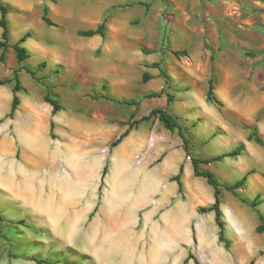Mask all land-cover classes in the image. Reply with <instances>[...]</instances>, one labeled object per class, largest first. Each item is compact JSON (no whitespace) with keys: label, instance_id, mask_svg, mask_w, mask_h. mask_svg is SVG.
Returning <instances> with one entry per match:
<instances>
[{"label":"rangeland","instance_id":"rangeland-1","mask_svg":"<svg viewBox=\"0 0 264 264\" xmlns=\"http://www.w3.org/2000/svg\"><path fill=\"white\" fill-rule=\"evenodd\" d=\"M0 2L9 7V45L31 33L21 44L28 54L21 65L11 48L5 50L0 93L11 100L13 84L5 82L18 70L21 117L43 116L40 135L32 123L26 125L24 135L19 130L20 145H14V153L0 155V264H264V234L255 232L257 214H264V188L254 182L257 176L264 178V148L247 140L256 127L264 142V127L262 132L258 129L264 123V0ZM44 7L52 26L41 20ZM102 22L103 38L78 35ZM22 67L36 70V76L49 84L61 107L55 115L43 100L44 88ZM160 69L169 76L170 89ZM144 72L150 75L147 83L141 80ZM209 78L219 106L205 101ZM163 89L173 96L169 106L165 96L142 97ZM107 93L117 100H139V105L96 98ZM9 106L10 102L5 109ZM154 108H167L178 118L193 157L213 158L240 142L245 155L247 142L253 143L250 158L202 166L224 184L246 176L245 187L236 195L222 193L228 248L217 242L214 214L198 213L213 202L204 179L194 177L185 165L178 193L176 175L150 186L138 171L144 163L155 173L163 164L161 173H173L179 153L181 165L190 163L176 131L165 130L152 118L132 127L146 140L130 161L127 157L120 163L121 150L112 156L115 147L110 144L127 128L129 115L134 113L137 120ZM41 143L47 159L37 164L31 148L37 152ZM106 162L108 171L101 180ZM257 195L261 204L255 209L239 200L250 202ZM164 196L162 210L153 216L152 209L141 206ZM114 208L117 213H112ZM183 209H190V216L169 218ZM113 214L119 223L112 221ZM236 218L239 224L233 223ZM102 229L114 236L108 243L100 236ZM116 234H123L122 239Z\"/></svg>","mask_w":264,"mask_h":264},{"label":"trees","instance_id":"trees-1","mask_svg":"<svg viewBox=\"0 0 264 264\" xmlns=\"http://www.w3.org/2000/svg\"><path fill=\"white\" fill-rule=\"evenodd\" d=\"M54 1V0H50ZM9 13V7L6 4H3L0 2V63L4 62V52L6 49L11 48L14 51L16 62L21 65L27 58L28 54L24 47L21 46L30 36V32H26L14 45L10 46L8 42L9 37V29H8V20L7 16ZM47 9L43 8V14L41 16L42 22L47 26H52V23L50 20L46 17ZM104 31H105V23L102 22L99 25H97L94 29L86 30V31H80L78 35L80 37H94L99 36L100 38L104 37ZM180 52H173V55L177 56ZM153 67H158L157 64H153ZM44 64L40 65L39 67H43ZM37 68L39 71L41 68ZM21 70H23L27 75H29L32 79H34L36 82H38L43 88H44V96L43 100L46 104H48L51 107V114L55 115L60 109V104L55 96L52 95L51 89L48 83H43L42 78H38L36 76L37 72L36 70H33L28 67H22ZM160 77L164 80V85L166 89L171 88V80L169 76L166 74V72L162 69L159 70ZM142 83H147L150 80V75L148 72H144L142 74ZM5 83L7 84H13L12 87V100L10 104V112L7 117L12 118L14 112L16 111L18 105H19V98L17 96L18 92L21 91L22 87L20 84V81L18 79V70L13 71L12 78L7 80ZM2 84H4L2 82ZM103 89H107V85L104 84L102 86ZM162 96H165L167 106L170 105V103L173 101V96L168 94L164 89L159 92H150L144 94L142 97L143 99H155L160 98ZM98 99H103L105 101L109 102H117L121 105H126L129 107H137L139 105V100H124L120 99L117 100L114 97L107 94H102L97 96ZM205 101L207 103L215 104L219 106V102L217 101L216 97L214 96V85L212 78H209L207 81V90L205 93ZM134 113H131L129 115L130 123H126V130L119 135L115 141H113L110 144V148L116 147L124 137L127 136L128 132L132 129L133 126L138 125L143 122H148L152 118H155L158 120V122L162 125V127L169 131L177 132L178 138L181 140V148L185 154V156L190 160V164L192 167V173L194 177L202 178L205 180L207 185H209L212 189L213 193V203L208 207H202L198 209V213H210L212 212L214 214V223L217 227V242L223 243L224 247H229V242L225 238V221L224 216L221 211V198L223 190L232 194L236 195V191L243 189L246 185V176H243L238 181L232 183V184H224L221 183L220 179L213 174L212 172L208 171L205 168H202L204 165L211 164L213 162H219L225 158H235L240 156L245 152V145L243 142H240L234 149L231 151L215 156L213 158H207V159H199L196 157H193L191 155L190 150V140L188 136L186 135V129L180 124L177 117L172 115L168 112L167 108H154L152 109L148 115L142 116L139 119L135 120ZM52 128V124L50 125ZM248 141H253L255 144L261 146L264 148V142L261 139V137L258 135L256 127L251 128V132L247 137ZM108 171V165L107 162L105 163L102 171H101V180L104 179L105 175ZM182 173V167L179 170V173L173 178V181L177 183V192H181V181H180V174ZM260 196L257 195L252 201L247 202L245 199H239L242 203L249 204V207L255 209L257 208L261 203L259 201ZM255 232L257 234H264V214L258 213L257 214V226L255 228ZM1 228H0V236H1ZM260 253H264V248ZM38 264H47V261H37ZM252 264V263H250Z\"/></svg>","mask_w":264,"mask_h":264},{"label":"crops","instance_id":"crops-1","mask_svg":"<svg viewBox=\"0 0 264 264\" xmlns=\"http://www.w3.org/2000/svg\"><path fill=\"white\" fill-rule=\"evenodd\" d=\"M13 87V86H12ZM12 87L10 86L11 88V93H12ZM11 100H12V97H11ZM11 100L8 98L7 100L2 97V94L0 93V155L3 154V155H8V156H11L13 153H14V145L16 143H18V146L20 145L19 141H18V137L20 135V131L23 132V135L25 133V127L26 125L30 126V124L32 123V126L34 127V120H35V117L33 118V120L31 119L30 120V115L28 118L24 117L22 118L21 117V114H20V110L17 109L12 118H9L7 117L9 112H10V106H9V110H6L5 109V106L7 105V103L10 102L11 104ZM32 121V122H31ZM263 127H264V123H259L258 124V129L260 132L263 131ZM20 130V131H19ZM126 130V127H124L123 129H121L120 133H123L124 131ZM11 132L14 134V135H11ZM116 132V131H115ZM119 132V131H118ZM111 133V131H110ZM118 134V135H119ZM19 135V136H18ZM110 136V135H109ZM19 137V138H20ZM145 140H146V137L145 135H143L142 132H138V129H136V127L132 128L126 137H124L122 139V141L114 148L113 150V154L112 156H114V152H118V151H122L121 153L123 154L121 157H120V163L121 161H126L125 159L128 157L130 161L131 157L133 155H135L137 153V151L140 149V147H143V143H145ZM250 149H255V147L253 146V143L251 144L250 142H247V146H246V154L245 155H241V156H238L236 159H239L240 157L242 156H245V157H252V154L250 153ZM183 151V150H182ZM252 153H255V155L257 154V151L256 150H252ZM183 155V153H182ZM254 155V156H255ZM179 156V159L177 161V163L172 164L173 165V173H169V174H164V173H161V168H162V165L161 167H159V169L154 173V172H149L148 171V168L145 166V165H141L140 169L138 170L139 172H141V174L144 176V183L145 185H149L150 186H157L159 185L160 183L163 184L164 182H168L167 180H169V178L171 176H175L179 173V170L182 166V169L183 167L186 165L189 167V169L191 170L192 167H191V164L190 163H185L183 162L182 165H181V161H180V153L178 154ZM226 159V158H225ZM235 160V159H234ZM255 160V159H254ZM165 161V160H164ZM237 161V160H236ZM235 161V162H236ZM1 163V162H0ZM130 162H127V165L129 164ZM165 163V162H164ZM232 165V169L234 168L233 167V164ZM121 166V165H120ZM119 166V167H120ZM118 167V168H119ZM189 170V171H190ZM263 171V170H262ZM262 171H258L259 173L262 172ZM254 173H257V172H254ZM264 173V172H263ZM193 174V173H192ZM261 175V174H260ZM221 178H223L222 176L223 175V172H221ZM7 177L9 178V180L13 177V175L9 172L7 173ZM121 180V179H120ZM119 180V183L121 182ZM117 181V180H116ZM173 182V181H172ZM254 182H259L260 186H262L264 188V178L261 179V176H257L256 180ZM118 183V182H117ZM175 183V182H174ZM247 184H249V181L247 180ZM177 185V184H176ZM178 188V187H177ZM148 197L150 196H147L146 199H148ZM146 204H143L141 206H147V208L152 209L150 212V216H153L154 214H156L157 212H160L162 209V207L164 206L165 204V196L164 198H162L161 200L157 201L156 203H153L152 205H149L148 204V200H146ZM213 203V202H212ZM212 203H208V205L210 206ZM140 207V206H139ZM208 207V206H207ZM115 209L117 208H114V211L112 213L115 212ZM239 209V206L238 204L236 203L235 204V210L237 211ZM176 214H183V216H186L187 214L190 216V209H183L182 212H174L171 213L169 216V218L175 216ZM110 215V214H109ZM114 215V214H113ZM224 215V214H223ZM180 216V215H179ZM191 219V217H190ZM189 219V220H190ZM188 220V221H189ZM236 223V224H239V220L238 218H236L235 220H233V223ZM253 223V221H252ZM254 224V223H253ZM256 226H257V223H256ZM107 229H102L101 231V234L100 236H103L109 240L108 238H110V236L112 238H114L113 235H108L107 234ZM126 234V232H125ZM108 235V236H107ZM117 236L119 234H116ZM95 237V236H94ZM93 237V238H94ZM108 237V238H107ZM121 238V234L119 236ZM126 237L127 234H126ZM96 238V237H95ZM121 244L122 246H125V243L124 242H121L119 243ZM124 244V245H123Z\"/></svg>","mask_w":264,"mask_h":264},{"label":"bare ground","instance_id":"bare-ground-1","mask_svg":"<svg viewBox=\"0 0 264 264\" xmlns=\"http://www.w3.org/2000/svg\"><path fill=\"white\" fill-rule=\"evenodd\" d=\"M32 122V121H31ZM42 122H43V116H39V117H36V119L34 120V133H36L37 135H40V131H41V129H42V126H43V124H42ZM33 135V134H32ZM35 138V137H34ZM39 141V140H38ZM33 143H35L34 142V140H33ZM37 144V143H36ZM42 144V146H41V148H39V149H37L38 151L36 152V149L34 148V147H32L31 148V152H33L32 154L35 156V158H37L36 159V163L37 162H46V159H47V150L45 151L44 149H43V143H41ZM38 146H39V143L37 144ZM45 145V144H44ZM35 146V145H34ZM45 147V146H44ZM56 155H57V153H56ZM38 164V163H37ZM53 166H51L50 167V172L53 170ZM121 168V167H120ZM50 175V174H49ZM51 176V175H50ZM49 176V177H50ZM120 177V176H119ZM117 182L120 180H118V177H117ZM69 187V186H68ZM69 190V189H68ZM64 192H66V191H64ZM116 210V209H115ZM114 213H117V212H114ZM112 218H114V219H112V221L113 220H117V222L119 223L121 220H119L115 215H113L112 216ZM116 222V221H115ZM115 222H114V224H115ZM117 224V223H116ZM111 225V224H110ZM118 225H120V224H118ZM112 228H115L114 227V225L112 224ZM119 227V226H118ZM120 229H121V227H120ZM123 229V228H122ZM112 230V229H111ZM116 230H118V229H116L115 228V230H113V231H116ZM120 231V230H119ZM117 232V231H116ZM111 235V234H110ZM108 236V235H107ZM119 236V235H118ZM121 236H123V234H121ZM108 238V237H107ZM120 238V237H119ZM109 240L110 239H112V237L110 236V238H108ZM122 239V238H121ZM119 241V240H118ZM106 242H107V239H106ZM111 242V241H110ZM108 243V242H107ZM119 243H121V240H120V242ZM121 245V244H120Z\"/></svg>","mask_w":264,"mask_h":264}]
</instances>
